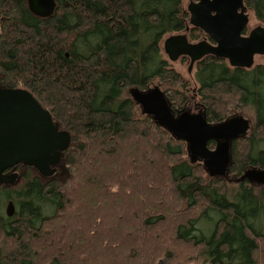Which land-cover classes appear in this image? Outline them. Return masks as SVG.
Returning <instances> with one entry per match:
<instances>
[{
    "label": "trees",
    "instance_id": "obj_1",
    "mask_svg": "<svg viewBox=\"0 0 264 264\" xmlns=\"http://www.w3.org/2000/svg\"><path fill=\"white\" fill-rule=\"evenodd\" d=\"M55 1L41 19L26 0H0V86L28 91L70 135L52 177L20 165L15 185H0V264H264V191L207 180L186 141L135 119L122 98L159 78L179 88L167 92L173 110L191 93L208 124L250 109L251 133L231 144L229 172L241 177L264 169V62L238 69L207 56L184 77L162 45L205 38L188 0ZM243 4L264 26V0Z\"/></svg>",
    "mask_w": 264,
    "mask_h": 264
},
{
    "label": "water",
    "instance_id": "obj_2",
    "mask_svg": "<svg viewBox=\"0 0 264 264\" xmlns=\"http://www.w3.org/2000/svg\"><path fill=\"white\" fill-rule=\"evenodd\" d=\"M26 2L29 12L41 19L52 17L56 9L55 0ZM186 11L189 25L202 31L205 39L191 43L185 33L171 35L164 40L162 49L171 63L188 59V73L207 56L227 61L238 69H251L254 58L264 56V26H256L244 35L249 16L243 0H188ZM132 98L159 126L186 141L193 164L202 160L212 177H225L232 163V141L246 137L245 120L211 125L201 115L182 113L175 117L158 89L136 91ZM210 139L219 142L216 151L206 148ZM69 145L70 135L59 129L50 113L28 91L0 86V185H15L18 174L6 172L18 165L32 167L44 178L52 177ZM14 213L13 203L9 202L6 216L11 218Z\"/></svg>",
    "mask_w": 264,
    "mask_h": 264
},
{
    "label": "rangeland",
    "instance_id": "obj_3",
    "mask_svg": "<svg viewBox=\"0 0 264 264\" xmlns=\"http://www.w3.org/2000/svg\"><path fill=\"white\" fill-rule=\"evenodd\" d=\"M187 4H188V1L185 3V8H186ZM248 16H249V23H248V27H247V32H249L250 30H252L256 26L260 25L250 14H248ZM263 62H264V58L258 57V56L255 57V64H259V63H263ZM173 65H174L175 69L178 72H180L184 77L187 78V77H191L193 75V69H192L191 73H188V71H187L188 63L184 64V63H181L180 61H178L176 63H173ZM154 89H158L163 94V96L166 98V100L169 103L170 110H171L172 114L175 117L179 116L182 113L201 115L202 117L205 115L204 107L199 103V101L196 99V97H194L191 93L187 94V102H186V104L182 110H180V111L173 110L171 108V104H170L169 99L167 97V92L171 91V90H179V88L177 86H175L173 83H171L170 81L163 82L159 78H154V79H152V81L147 86L146 91H143L137 87H130V88L126 89L122 94L123 99H128L132 102V105H133L132 113H133V117L135 119H144V118H149V117L146 114H144L142 108L134 102V100L132 98L133 93L136 91L148 92V91H152ZM235 119H243L247 122L248 129H247L245 136H248L251 133L252 127L254 125V114H253V112L248 108H240L238 111H235L227 119V121L225 123L230 122V121L235 120ZM188 161L190 164L194 165L191 162L190 158L188 159ZM195 164H199V165L203 166L202 160H198ZM19 172H20L19 170H16L15 173L19 174ZM206 178H207V180H210L212 178V176L210 174H207ZM223 179H224V182L226 183V185L231 190L236 189L243 180H246L253 187L254 191L257 194H260L262 191H264V169H258L255 167H247L244 171V174L241 177H238L234 174H230L229 169H228V171H227V173ZM211 231H212L211 226L206 228L207 235H209L211 233ZM159 264H165V263L160 262ZM191 264H210V263H208L207 261H205L203 259H200V260H197Z\"/></svg>",
    "mask_w": 264,
    "mask_h": 264
},
{
    "label": "flooded vegetation",
    "instance_id": "obj_4",
    "mask_svg": "<svg viewBox=\"0 0 264 264\" xmlns=\"http://www.w3.org/2000/svg\"><path fill=\"white\" fill-rule=\"evenodd\" d=\"M248 33H249V32H247V29H246L245 32H244V35L247 36ZM204 39H205V38H204ZM204 39H203V40H204ZM258 57H262V58H264V56H258ZM254 61H255V58H254ZM254 65H255V63H254ZM217 142H218V141H217ZM218 144H219V142H218ZM218 144H217V147H218ZM19 166H20V165H18V166H16V167L12 168V169H10V170H8L6 173H7V174L15 173L16 170L19 169Z\"/></svg>",
    "mask_w": 264,
    "mask_h": 264
},
{
    "label": "bare ground",
    "instance_id": "obj_5",
    "mask_svg": "<svg viewBox=\"0 0 264 264\" xmlns=\"http://www.w3.org/2000/svg\"><path fill=\"white\" fill-rule=\"evenodd\" d=\"M5 186V185H4Z\"/></svg>",
    "mask_w": 264,
    "mask_h": 264
}]
</instances>
